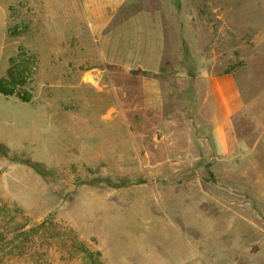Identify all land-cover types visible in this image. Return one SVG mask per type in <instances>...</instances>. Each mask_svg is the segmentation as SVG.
I'll return each instance as SVG.
<instances>
[{
  "label": "rangeland",
  "instance_id": "374dc122",
  "mask_svg": "<svg viewBox=\"0 0 264 264\" xmlns=\"http://www.w3.org/2000/svg\"><path fill=\"white\" fill-rule=\"evenodd\" d=\"M143 1L172 2L181 22L159 73L126 55L138 17L106 27L110 58H86L98 87L90 74V87H19L37 105L65 97L69 115L83 102L61 148L43 135L36 150L30 104L0 94V264H264V0ZM9 12L0 78L33 50L40 82L47 57ZM223 75L243 107L217 123L210 80Z\"/></svg>",
  "mask_w": 264,
  "mask_h": 264
},
{
  "label": "crops",
  "instance_id": "0c3cea01",
  "mask_svg": "<svg viewBox=\"0 0 264 264\" xmlns=\"http://www.w3.org/2000/svg\"><path fill=\"white\" fill-rule=\"evenodd\" d=\"M10 8L13 9L12 16L16 19V23H27L32 27L29 35L36 38L41 54L47 57V68L44 74L42 73L40 79L42 81L38 82L36 81L37 55L29 47L36 59L33 83L34 87L38 88L44 87L45 83H52L53 79H60L62 83L60 87H90L89 80L85 78L86 74H90L92 83L98 87V77L96 79L92 75L96 70V63L91 59L86 64V58L97 57L101 61L110 58L109 47L105 42L107 39L104 37L106 27L110 26L114 20H116V25H124L129 20L134 24V20L138 17H142L143 24L147 25L143 32L142 44L140 47L136 44V41L130 43L129 46L132 50L126 55L133 58L134 61L132 62L131 59L130 62L134 65L139 64L142 72L159 73L164 58L170 54L171 44L169 40H174L173 34H178L181 27L180 18L178 15L176 16L172 2H146L143 0H0L3 29L10 17ZM84 25L89 26L90 32L87 35L82 31ZM135 25L137 26V22ZM38 26H43L44 30L38 31ZM139 51L143 53L141 57L147 58L145 61L137 59ZM52 57L56 58L55 61ZM58 73L59 76H54ZM149 86L148 96H150L152 102L153 99L160 97V89L158 87L155 90L153 83H150ZM210 88L211 93L214 94L212 102L215 110L214 119L217 123L226 122L231 115L242 109L243 101L240 91L231 76L213 77L210 80ZM112 95L115 99L114 90ZM31 99L28 103L34 112L32 114L34 124L32 125L35 128V138L37 140H32V143L35 145L36 150L41 149L38 138H42L43 135L46 139V147L50 145L54 149L61 148L66 142L63 132L69 130L70 121H77L82 125L85 121L83 102L79 104V98L76 99V106H81L80 116L79 114H76V116L74 114L69 115L67 109L62 107L68 101L65 97L61 99L45 97L40 100L41 102L38 105L36 102L33 104ZM215 134L216 131H214Z\"/></svg>",
  "mask_w": 264,
  "mask_h": 264
},
{
  "label": "trees",
  "instance_id": "16d2710c",
  "mask_svg": "<svg viewBox=\"0 0 264 264\" xmlns=\"http://www.w3.org/2000/svg\"><path fill=\"white\" fill-rule=\"evenodd\" d=\"M9 67L6 77L0 78V94L3 96H16L21 102L28 103L31 99L30 93L22 94L18 89L25 83L33 84V76L36 69V59L34 56H27L21 64H16L13 58H9ZM22 89V88H21ZM3 146L0 145V149ZM34 171L41 172L37 163L26 162Z\"/></svg>",
  "mask_w": 264,
  "mask_h": 264
}]
</instances>
